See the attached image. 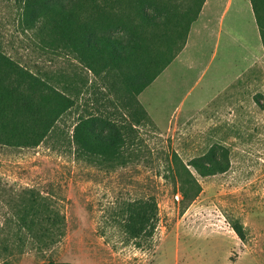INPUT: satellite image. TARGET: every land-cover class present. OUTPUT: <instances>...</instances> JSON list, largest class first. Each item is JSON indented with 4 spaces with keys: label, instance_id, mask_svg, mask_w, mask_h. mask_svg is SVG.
I'll list each match as a JSON object with an SVG mask.
<instances>
[{
    "label": "rangeland",
    "instance_id": "rangeland-1",
    "mask_svg": "<svg viewBox=\"0 0 264 264\" xmlns=\"http://www.w3.org/2000/svg\"><path fill=\"white\" fill-rule=\"evenodd\" d=\"M224 6L139 95L151 120L139 130L141 159L109 172L78 162L68 137L75 115L38 147L0 146V264H264V52L258 37L252 52L247 0H234V21L231 12L218 19ZM16 16L13 0H0L5 52L33 71L69 73L64 61L9 42ZM215 144L228 149L230 166L208 177L191 170L201 192L183 208L165 178L168 159L175 153L187 164ZM31 194L64 220L62 237L48 250L16 226ZM149 197L157 204L154 232L131 238L125 205ZM231 222L242 225L243 241Z\"/></svg>",
    "mask_w": 264,
    "mask_h": 264
},
{
    "label": "trees",
    "instance_id": "trees-1",
    "mask_svg": "<svg viewBox=\"0 0 264 264\" xmlns=\"http://www.w3.org/2000/svg\"><path fill=\"white\" fill-rule=\"evenodd\" d=\"M204 1L13 0L16 37L9 42L19 40L48 61L62 60L71 71H33L5 52L0 32V146L38 147L59 122L75 115L68 137L78 162L109 172L141 159L139 130L151 120L138 97L182 52ZM250 2L264 49V0ZM169 158L165 178L183 208L201 192L191 170L208 177L230 166L228 149L219 144L187 164L175 153ZM38 203L28 196L16 226L48 250L62 237L64 220L46 203ZM124 210L131 238L152 236L157 222L152 197L126 204ZM230 225L243 241L242 225Z\"/></svg>",
    "mask_w": 264,
    "mask_h": 264
},
{
    "label": "crops",
    "instance_id": "crops-1",
    "mask_svg": "<svg viewBox=\"0 0 264 264\" xmlns=\"http://www.w3.org/2000/svg\"><path fill=\"white\" fill-rule=\"evenodd\" d=\"M225 3V10L218 13L216 16L218 17V19L220 21H223L224 20V17H226V15H228L230 12L233 14L232 17H230L231 20L234 21L235 18V13L238 14V8H235L233 9V11H231L232 9V6L234 5V0H205L204 3L202 4L201 6V9L195 19V21L191 24L190 26V29H189V32H188V36H187V41H186V45L184 47V49L182 50V52H184V50L187 48L188 44H189V36L193 33L194 30H196V28H200L202 30H205V31H208L210 29V23H211V17L214 16V9L216 6H218L219 4L221 3ZM249 6L248 7H245V9L247 10H250L251 9V13H252V26L254 28V25L255 24V28H254V31H255V43L252 45V52H254V49H255V46L257 44V37L260 39L259 37V32H258V28H257V25H256V21H255V17H254V13H253V10H252V5H251V2L250 0H247ZM247 4V3H246ZM217 13V12H216ZM201 24V25H199ZM223 30V26L219 28V33L220 31L222 32ZM220 35V34H219ZM263 49V47H262ZM181 52V53H182ZM263 52H264V49H263ZM180 53V54H181Z\"/></svg>",
    "mask_w": 264,
    "mask_h": 264
}]
</instances>
